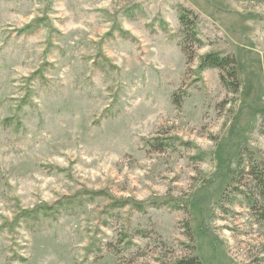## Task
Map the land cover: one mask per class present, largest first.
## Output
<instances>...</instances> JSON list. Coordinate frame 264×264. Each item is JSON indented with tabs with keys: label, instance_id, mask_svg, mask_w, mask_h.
<instances>
[{
	"label": "rangeland",
	"instance_id": "rangeland-1",
	"mask_svg": "<svg viewBox=\"0 0 264 264\" xmlns=\"http://www.w3.org/2000/svg\"><path fill=\"white\" fill-rule=\"evenodd\" d=\"M245 147L264 159V0H0V264H264Z\"/></svg>",
	"mask_w": 264,
	"mask_h": 264
},
{
	"label": "trees",
	"instance_id": "trees-1",
	"mask_svg": "<svg viewBox=\"0 0 264 264\" xmlns=\"http://www.w3.org/2000/svg\"><path fill=\"white\" fill-rule=\"evenodd\" d=\"M192 12L187 9H181L179 14V19L183 25H185L186 30L188 32L186 37L191 38L192 41L201 44V39L197 37V31L195 30V19L196 17L193 16L190 18V14ZM207 68H218L222 71L220 74V80L223 86L233 93L238 91L239 83L237 80V66H236V59L232 54L222 53L218 51L207 52L199 56V64L198 69L203 70ZM177 140L181 145L189 146L188 142H183L182 140L176 138L175 136L167 137L165 140H160L154 144L153 147L159 150H164L168 147H171L174 143L172 140ZM196 146H193L195 148ZM197 155L194 158L202 159L204 152L198 151ZM239 164L242 166H247V170L245 171V167L237 171V175H239V179L235 176V185L231 187V193L238 194L248 203L249 207L253 210L255 215L258 217V221L262 223L264 226V159L261 157L260 152L258 150H253L249 147H245L240 154V161ZM248 174L249 182L245 183V187L242 188V185L239 184L241 180L244 179L243 174ZM250 183V184H248ZM87 192V191H86ZM88 194L96 195L100 192H87ZM234 194V195H236ZM64 202H59V205L62 206L64 204H68L73 199L72 197H66ZM75 200H73L74 202ZM128 202V199H117L112 202L113 207H123L125 205L131 204L136 209L141 210L144 207L143 202L138 203ZM153 206L165 205L169 208H183L185 205V200H177L174 198H166L164 197L162 200H153ZM59 206V207H60ZM63 207V206H62ZM52 210L50 206H38L37 208L33 209L32 211L28 212L30 215H37L39 212L45 215H51L47 213L48 211ZM57 211V208L54 209ZM188 237L191 240V236L188 230ZM129 243V242H128ZM191 251L193 250V246L187 245ZM173 264H201V261L198 255L189 254L188 256H184L182 258L175 259Z\"/></svg>",
	"mask_w": 264,
	"mask_h": 264
}]
</instances>
